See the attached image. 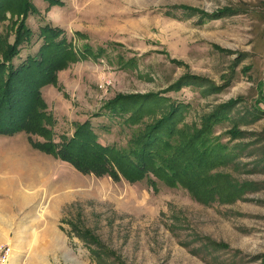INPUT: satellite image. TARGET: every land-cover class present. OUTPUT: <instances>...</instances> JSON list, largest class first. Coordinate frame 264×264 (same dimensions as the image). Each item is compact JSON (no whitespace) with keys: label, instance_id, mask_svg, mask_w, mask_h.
I'll list each match as a JSON object with an SVG mask.
<instances>
[{"label":"rangeland","instance_id":"374dc122","mask_svg":"<svg viewBox=\"0 0 264 264\" xmlns=\"http://www.w3.org/2000/svg\"><path fill=\"white\" fill-rule=\"evenodd\" d=\"M56 1L0 19V65L21 20L31 35L14 67L37 54L44 25L74 47L76 62L41 89L54 141L88 121L98 142L129 154L178 107L171 153L196 135L209 153L185 149L204 173L190 190L187 178L129 182L94 166L93 144L73 149L80 171L34 147L37 135H0L8 264H264V0ZM116 99L131 108L106 106Z\"/></svg>","mask_w":264,"mask_h":264},{"label":"trees","instance_id":"16d2710c","mask_svg":"<svg viewBox=\"0 0 264 264\" xmlns=\"http://www.w3.org/2000/svg\"><path fill=\"white\" fill-rule=\"evenodd\" d=\"M7 1L11 3H8V6L3 9L0 7V19L4 18L6 12H13V10H18L17 13L21 12L22 16H25L30 9L34 11L30 0ZM54 1V3H58V1ZM21 22L22 24L18 26V30L15 32L14 41L7 44L3 51V62L0 65V135L11 136L18 132H24L31 137L37 135L43 139V142L32 143L34 147L64 162L72 163L80 171L83 168V163L80 162L81 158L74 156L73 153L77 150L73 149L76 148L77 143H81L80 149L84 148L83 144H93L97 148L93 153V165L95 166V162L103 165L113 164L129 182L140 181L147 175H153L162 181L170 182L171 180L175 182V180L187 178L184 179L185 181H181L187 188L192 190V188L197 187L200 182L199 178L204 174L203 166L188 167L187 160L189 161V158L185 149L195 148L197 150L196 146L201 139L200 136L188 138L184 148H174L175 150L171 153L170 139L175 131L174 123L177 122L175 115L178 107L173 108L165 118L140 137L141 145L131 148L129 154H121L115 146L102 145L98 142L97 136L88 121L77 124L73 137L65 138L66 143L63 142V145L54 141V136L51 134L53 133L51 129L53 118L51 115L47 117V113H45L47 107L41 95V89L50 85L56 86L58 72L70 63L76 62L78 57L74 52V47L72 45L70 47V42L59 39L62 30L44 25L40 29L42 44L37 54L29 56L19 66L14 67L11 63L19 53L20 48L18 49V46L27 42L31 35L25 21L21 20ZM106 106L115 111H127L126 109L131 108L127 107L125 103L117 101V99L107 102ZM132 116L135 118L134 115ZM46 125H49L50 128H47ZM78 135L88 139L81 141L80 138L79 142ZM164 135L169 137L167 142L163 140L162 136ZM29 140L32 141L30 136ZM193 140L195 141L193 142ZM157 148L159 150L156 151ZM203 150H197L198 159L202 153L203 155L206 152L209 153L205 149ZM84 152V150H79V155H84ZM104 153L111 156L112 161H107L104 158ZM152 154L155 156H150ZM117 162H120V165L117 166ZM182 164L184 165L182 166ZM173 166L177 168L173 171H178V173L171 172Z\"/></svg>","mask_w":264,"mask_h":264},{"label":"built area","instance_id":"2783aa9c","mask_svg":"<svg viewBox=\"0 0 264 264\" xmlns=\"http://www.w3.org/2000/svg\"><path fill=\"white\" fill-rule=\"evenodd\" d=\"M10 251L7 249V250H2L0 252V264H8V260H9V253Z\"/></svg>","mask_w":264,"mask_h":264},{"label":"crops","instance_id":"0c3cea01","mask_svg":"<svg viewBox=\"0 0 264 264\" xmlns=\"http://www.w3.org/2000/svg\"><path fill=\"white\" fill-rule=\"evenodd\" d=\"M21 175H23V174H21ZM21 175H20V177H21ZM1 187V186H0Z\"/></svg>","mask_w":264,"mask_h":264}]
</instances>
